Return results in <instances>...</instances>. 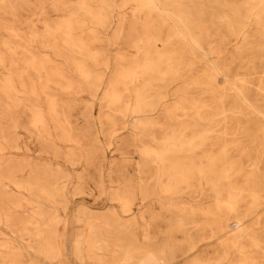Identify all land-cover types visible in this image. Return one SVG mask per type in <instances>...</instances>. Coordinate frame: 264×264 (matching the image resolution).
<instances>
[{"label":"rangeland","instance_id":"374dc122","mask_svg":"<svg viewBox=\"0 0 264 264\" xmlns=\"http://www.w3.org/2000/svg\"><path fill=\"white\" fill-rule=\"evenodd\" d=\"M143 263L264 264V0H0V264Z\"/></svg>","mask_w":264,"mask_h":264},{"label":"bare ground","instance_id":"6f19581e","mask_svg":"<svg viewBox=\"0 0 264 264\" xmlns=\"http://www.w3.org/2000/svg\"><path fill=\"white\" fill-rule=\"evenodd\" d=\"M150 259V258H149ZM146 260V259H145ZM153 262V261H152ZM147 263H149V262H147ZM144 264V263H143Z\"/></svg>","mask_w":264,"mask_h":264}]
</instances>
